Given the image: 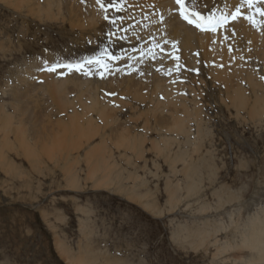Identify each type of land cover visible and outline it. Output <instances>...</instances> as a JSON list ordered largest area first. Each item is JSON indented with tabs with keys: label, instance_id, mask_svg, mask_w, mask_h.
Instances as JSON below:
<instances>
[{
	"label": "rangeland",
	"instance_id": "rangeland-1",
	"mask_svg": "<svg viewBox=\"0 0 264 264\" xmlns=\"http://www.w3.org/2000/svg\"><path fill=\"white\" fill-rule=\"evenodd\" d=\"M172 1L0 0V264H264V0Z\"/></svg>",
	"mask_w": 264,
	"mask_h": 264
},
{
	"label": "bare ground",
	"instance_id": "bare-ground-1",
	"mask_svg": "<svg viewBox=\"0 0 264 264\" xmlns=\"http://www.w3.org/2000/svg\"><path fill=\"white\" fill-rule=\"evenodd\" d=\"M239 1L235 0L234 2H237L238 3ZM174 2H177V0H175ZM260 2L261 1H256L255 3H251V4L244 3V5H246L247 7H252L253 6L252 4H256L258 6V4L260 5ZM177 5H178V7L176 6L177 13H176V11L174 12L175 15L178 14L175 17L176 20L174 18H172V11L165 10L163 12V14L164 13L166 14V19L164 18L165 19V22H166V27H167V29H172L173 30L172 31L173 33H171V31L169 32L170 34H172V37L171 38H173V40L175 41V44H177L176 46H179V49L181 50L180 52H182V54H186V55H183L182 58H185V60H187L188 62H192L193 59L196 58V55H195V52H196V49H197V47H196L197 44L196 43H197V38L199 37L196 34L198 33V34H200V36H202V35L203 36H207V35L209 36L211 33H205V32L204 33H200V31H197L196 28L188 25L187 24L188 23L187 20L184 19V18L182 19L181 16L179 15V13H178L179 12V8H180V4L178 3ZM256 5H254V6H256ZM157 6H159V5H157ZM170 6H168V7H170ZM168 7H166V9H168ZM170 8H172V7H170ZM175 15H173V16H175ZM188 16L190 18L195 17L193 15H188ZM169 17H170V19H169ZM196 18L199 19L198 17H196ZM171 19H174L175 22L171 23V21H172ZM236 23H237V26L238 27L240 26L241 28H243V31L245 30L246 33L249 31L248 26L244 25L245 23L243 24L237 18L234 19L231 24L233 25V24H236ZM227 26H229V25H227ZM203 27H205V26L203 25ZM205 29L208 30V29H211V27H205ZM235 29H238V28H235ZM222 30H224V29H222ZM143 31H145V30H143ZM147 32H150V30L147 31ZM222 32L224 33L225 31H222ZM182 36L184 37L185 41H182L184 46L183 47H180V45L178 44L177 41L180 40V38ZM172 57H174V56H172ZM246 57L247 56L244 55V56H242L241 59L244 60ZM239 59H240V57H239ZM174 61H176V60H174V59L169 60L166 64H169L171 62H173V63L170 64V65H168V66H165V64H164V65H162L159 68L158 67H155V68L152 67L151 68V71L154 72V73H157V76L159 78V82H157V85H156V86H158L159 90H158V88H157V90L158 91H165L167 93V95H169L168 91L170 92V88L172 87L169 77H175L176 68L178 67V65H177L178 62H174ZM177 70H178V68H177ZM252 71H254V70H252ZM238 99H241V98L238 97ZM244 242H245V245H248V246L252 247L253 250L257 251V253L259 254V258L260 259H263L264 258V213H262L261 215H259L256 218L255 221H253V222L250 223V231L246 234Z\"/></svg>",
	"mask_w": 264,
	"mask_h": 264
},
{
	"label": "snow or ice",
	"instance_id": "snow-or-ice-1",
	"mask_svg": "<svg viewBox=\"0 0 264 264\" xmlns=\"http://www.w3.org/2000/svg\"><path fill=\"white\" fill-rule=\"evenodd\" d=\"M177 3H179V4H181V5H183V3H184V0H177ZM249 4H251V0H249ZM259 11V10H258ZM182 15L184 16V19H186V20H188L189 21V23H193L194 21H192V20H190L189 19V16L188 15H186L185 13H182ZM195 15H199L198 13H196ZM237 15H239V12L237 13ZM261 15L262 16H264V12H261ZM237 17L236 16H233V19H236ZM201 19H203V18H201ZM211 17H209L208 18V20H209V22H211ZM227 18H224V20H226ZM248 19H252V17H248ZM224 21L222 20V21H217L216 23L218 24V23H223ZM199 26V25H198ZM212 30L213 31H215L216 30V24H212ZM91 63V62H90ZM67 67H69V68H71L72 66L71 65H68ZM80 67H82V65L81 66H77V68L79 69ZM49 71H55V68H49L48 69Z\"/></svg>",
	"mask_w": 264,
	"mask_h": 264
}]
</instances>
